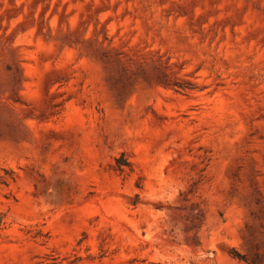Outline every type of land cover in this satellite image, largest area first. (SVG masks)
Here are the masks:
<instances>
[{
  "label": "rangeland",
  "instance_id": "1",
  "mask_svg": "<svg viewBox=\"0 0 264 264\" xmlns=\"http://www.w3.org/2000/svg\"><path fill=\"white\" fill-rule=\"evenodd\" d=\"M0 264H264V0H0Z\"/></svg>",
  "mask_w": 264,
  "mask_h": 264
}]
</instances>
